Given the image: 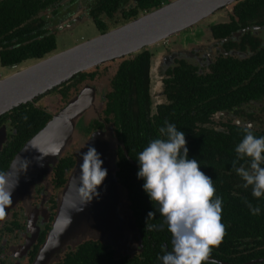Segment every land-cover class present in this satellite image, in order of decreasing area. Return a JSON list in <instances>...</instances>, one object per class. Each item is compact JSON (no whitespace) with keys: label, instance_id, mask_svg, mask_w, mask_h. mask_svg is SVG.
I'll list each match as a JSON object with an SVG mask.
<instances>
[{"label":"flooded vegetation","instance_id":"af4514ba","mask_svg":"<svg viewBox=\"0 0 264 264\" xmlns=\"http://www.w3.org/2000/svg\"><path fill=\"white\" fill-rule=\"evenodd\" d=\"M237 2L230 5L233 6L231 10L229 6L224 7L138 53L109 61L120 60L112 70H102L99 65L81 71L34 101L25 103H33L52 116L61 109L46 108L42 104L45 96L57 93L65 107L88 85L97 88L100 84L102 90L97 96L108 104L115 89L113 79L123 62L148 52L149 62L140 78L131 79L128 74L129 86L124 90L128 93L131 128L127 133L125 129L118 131L114 119L104 122L103 112L98 119L113 129L119 142L118 179L136 220L137 242L122 244L115 240L105 244L99 239L84 237L53 264H68L76 257V254L70 256V252L81 246L88 248L80 258H86L88 264H96L98 259L104 261L103 264H162L158 257L171 250V233L165 218L156 211L159 205L151 201L143 189L144 180L137 176L140 167L137 157L151 140L160 137L159 128L165 121L185 133L189 159L198 160L201 170L213 179L216 195L223 198L222 223L226 226V235L219 247L213 248L211 258L218 264H264V197H253L251 187L242 186L244 181L232 167L235 147L244 135L243 126L251 124L257 137L264 136V15L261 19L254 15L239 16L235 12ZM138 4V0H125L117 10L110 12L107 0H0V18H10L14 26L9 31H0V77L63 51L59 49V39L73 37L78 25L95 24L97 34H101L134 19V10L139 15L148 12ZM22 8L26 10L21 14L11 15ZM224 9L229 11L222 17L218 13ZM108 20L116 25H110ZM48 40L53 47L42 56L29 51L28 57L16 58V51L22 55L25 46ZM107 79L111 85L108 91ZM135 82L141 88H136ZM12 110L7 113L12 114ZM109 117L116 118V113L110 110ZM6 123L10 140L13 130L10 122ZM97 129L90 128V131ZM64 158H73L75 162L72 166H64V175L59 176L62 184L54 172L50 179L52 187L37 184L30 201V196L24 194L30 206L28 213L23 205L14 204L6 218L0 221V264H37L40 250L54 228L59 193L79 160L73 152L61 159ZM245 198L254 207H260L258 215L251 213ZM78 210L82 211L81 205ZM150 211L156 212V216L148 223L157 225V230H145ZM93 246L103 252L98 259L91 253Z\"/></svg>","mask_w":264,"mask_h":264},{"label":"water","instance_id":"95a60500","mask_svg":"<svg viewBox=\"0 0 264 264\" xmlns=\"http://www.w3.org/2000/svg\"><path fill=\"white\" fill-rule=\"evenodd\" d=\"M237 1L239 0H171L106 33L79 42L16 71L4 73L0 77V116L34 101L81 71L138 53ZM105 106L106 102L97 99L96 88L88 85L59 112L53 114L48 123L25 143L6 171L10 173L13 183L18 179L12 192V205L25 201L24 194L30 196V201L37 184L53 186L50 179L60 159L79 143V149L74 150L79 160L59 193L54 228L40 250L37 264L59 261V254L67 249L69 242L79 240V243L84 239L72 233L73 227L81 229L84 225L91 224L98 234L92 238L105 244H112L115 240L122 244L137 242L136 220L118 179L119 142L113 129L108 126L89 135V126L101 118ZM8 140V126L3 124L0 127V153ZM90 146H94L101 154L104 161L102 167L108 170V175L102 185L98 186L99 196L83 203L78 193L77 178L80 174L79 165L83 162L82 154ZM52 149H57L58 154L44 155L40 151L49 152ZM80 205L82 211L78 210ZM68 220L71 222L66 223Z\"/></svg>","mask_w":264,"mask_h":264},{"label":"clouds","instance_id":"9594fccd","mask_svg":"<svg viewBox=\"0 0 264 264\" xmlns=\"http://www.w3.org/2000/svg\"><path fill=\"white\" fill-rule=\"evenodd\" d=\"M23 119L27 120L25 115ZM237 125L240 122L237 121ZM253 126H243V137L235 147L236 158L233 170L244 181L245 189L251 187L252 196L264 197V136L257 137ZM160 137L151 140L138 154V178L144 180L143 189L171 233V250H166L158 259L162 264H218L212 259V250L219 247L226 235L222 223L223 198L216 195L213 179L200 168L197 159H189L185 133L176 125L164 122L159 128ZM57 155V149L43 152ZM79 165L78 193L83 203L99 196L98 186L102 185L108 170L94 146L82 154ZM243 161V163H241ZM18 183H13L10 173L0 171V221L7 216L6 208L13 204L12 192ZM253 215L260 213V207L253 206L245 198ZM156 212L148 213L145 230H157L158 226L148 223ZM71 220L66 221L70 223Z\"/></svg>","mask_w":264,"mask_h":264},{"label":"trees","instance_id":"16d2710c","mask_svg":"<svg viewBox=\"0 0 264 264\" xmlns=\"http://www.w3.org/2000/svg\"><path fill=\"white\" fill-rule=\"evenodd\" d=\"M125 0H107V8L110 12L117 10L118 6L122 4ZM139 6L143 10L151 11L161 7L163 4L170 2L171 0H138ZM26 8H22L17 10L12 16H17L24 12ZM239 16L246 15H254L257 18L261 19L264 15V0H239L236 4V11ZM132 13H135L133 18L139 16L136 10ZM124 16H127L124 13ZM128 17V16H127ZM132 19V18H131ZM129 19V20H131ZM127 20V21H129ZM125 21V22H127ZM0 31H9L14 26L10 23V18L6 19L4 16L0 18ZM123 22V23H125ZM53 47V43L51 40L42 41V42H34L29 46H25V53L21 55V52L16 51L15 56L18 59H21L23 56L28 57L27 53L30 51L32 54H36L38 56H42L45 52L51 50ZM149 62L148 52H142L138 54L134 60H125L121 65L119 71L113 79L114 91L111 93V102L106 104L103 115L104 122H111L114 119V125L116 126L118 131H122L121 129H125V132L131 128V118H130V108L128 104V93L124 92L126 88H128L129 78L131 79H139L140 73L145 68V65ZM130 76H129V75ZM136 88H141L139 83L135 82ZM110 110L116 113V118H110ZM12 114L6 113L0 117V127L6 122H10L13 132L11 133V138L6 143L2 153L0 154V171L6 172L11 162L13 161L16 154L19 150L25 145V143L31 139L39 130H41L48 121L52 118V116L43 109L37 108L33 103L31 104H22L19 107H16L12 110ZM10 115V119L8 116ZM27 116L28 119H23L24 116ZM103 121V120H102ZM7 124V123H6ZM104 123H101L98 119L94 121L93 125L89 126V130L91 129H102L104 128ZM98 130V129H97ZM123 158V156H122ZM122 160V159H121ZM120 160V161H121ZM75 162L73 158H64L60 159L59 163L54 172H56L58 178L60 175H64V166H72ZM118 160V166H119ZM119 171V170H118ZM59 184H62L61 178H59ZM88 250L86 246H81L75 252H70V256L76 257L70 259L68 264H88L86 258L80 259L84 254L83 251ZM97 259L98 256L103 254L101 248L93 246V250L91 252ZM79 258V262L77 261ZM104 261L98 259L96 260V264H103Z\"/></svg>","mask_w":264,"mask_h":264},{"label":"rangeland","instance_id":"374dc122","mask_svg":"<svg viewBox=\"0 0 264 264\" xmlns=\"http://www.w3.org/2000/svg\"><path fill=\"white\" fill-rule=\"evenodd\" d=\"M232 8H233V6H229L230 10ZM229 9H224L221 12H219L218 14H221L220 16L223 17V16H225L228 13ZM216 17H217V14L215 15V18ZM210 20L213 21V17L210 18ZM108 23L110 25H116L115 23H112L110 20H108ZM78 26H76V28L74 30L73 37H64V38H60L59 39V45H58L59 49H63L64 50V48L71 47V46H73V45H75V44H77L79 42H82V41H84L86 39L92 38V37L96 36V34L98 33V28L96 27L95 24L91 23V24L86 25V26H81V27H78ZM119 63H120V60L109 62L108 64L104 63V65L102 64L101 68H102V70H105L107 68L108 69L111 68V70H112V68L116 67V65H118ZM106 77L110 78V76L109 77L106 76ZM96 82H100V81H96ZM106 86H107L106 91H108V89H110V87H111V85L108 84V79L106 80ZM96 90H97V93H99V90H102V86L100 84H97ZM97 99H99L98 96H97ZM99 101L100 102H104V101H101L100 99H99ZM42 104L46 108L50 109L51 111H57V109H59V108L62 109L63 108L62 106H63L64 103L62 101H60V95L55 93L54 95L45 96L44 99L42 100ZM91 133L92 132L90 131L89 135ZM75 149H76V151L79 149V143H77L74 146L73 150H70L69 152H73L75 154V152H74ZM69 152H67V153H69ZM26 201L27 200L21 201V202H17L15 205H23L25 207L26 213H28V210L30 209V206L28 205V203ZM9 210H10V208H6V212L7 213L9 212ZM72 233L80 235V237H85V238H87V237L92 238V237L98 235L97 231L92 229L91 224L84 225L81 229L78 228V227L77 228L73 227L72 228ZM75 238H77V237H75ZM78 241L79 240H75V241L69 242L68 243L69 245H68L67 249H69V247L75 248L76 243H78ZM67 249L63 253H61L59 255L61 256L62 254H64L67 251Z\"/></svg>","mask_w":264,"mask_h":264}]
</instances>
